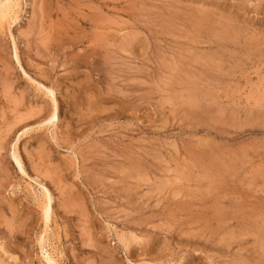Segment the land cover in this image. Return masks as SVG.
Wrapping results in <instances>:
<instances>
[{
	"label": "rangeland",
	"instance_id": "obj_1",
	"mask_svg": "<svg viewBox=\"0 0 264 264\" xmlns=\"http://www.w3.org/2000/svg\"><path fill=\"white\" fill-rule=\"evenodd\" d=\"M11 2L0 264H264V0Z\"/></svg>",
	"mask_w": 264,
	"mask_h": 264
},
{
	"label": "bare ground",
	"instance_id": "obj_2",
	"mask_svg": "<svg viewBox=\"0 0 264 264\" xmlns=\"http://www.w3.org/2000/svg\"><path fill=\"white\" fill-rule=\"evenodd\" d=\"M13 2V1H12ZM11 0H2L0 2V21L2 20V17L4 16L3 11L5 7H8V5L12 4ZM18 4V3H17ZM14 5V3H13ZM11 9V8H10ZM10 11V10H8ZM5 13V12H4ZM8 258V257H7ZM5 264V263H4Z\"/></svg>",
	"mask_w": 264,
	"mask_h": 264
}]
</instances>
